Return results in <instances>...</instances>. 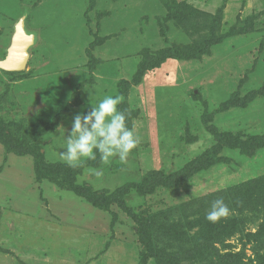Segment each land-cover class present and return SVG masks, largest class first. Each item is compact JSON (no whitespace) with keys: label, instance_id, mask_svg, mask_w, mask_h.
<instances>
[{"label":"rangeland","instance_id":"374dc122","mask_svg":"<svg viewBox=\"0 0 264 264\" xmlns=\"http://www.w3.org/2000/svg\"><path fill=\"white\" fill-rule=\"evenodd\" d=\"M22 16L26 67L0 69V264H264V0H0V61ZM117 94L141 143L69 167L74 118Z\"/></svg>","mask_w":264,"mask_h":264},{"label":"clouds","instance_id":"9594fccd","mask_svg":"<svg viewBox=\"0 0 264 264\" xmlns=\"http://www.w3.org/2000/svg\"><path fill=\"white\" fill-rule=\"evenodd\" d=\"M124 101L122 95H107L91 111L77 115L65 141L62 159L69 167H81L87 160L95 161L97 153L102 163L109 164L113 158L125 163L129 154L141 143L126 123L129 114L118 108ZM62 129V128H61ZM63 133H64V129ZM86 173L101 176L96 169H85ZM228 205L222 198L212 202L206 219L212 222L230 214Z\"/></svg>","mask_w":264,"mask_h":264},{"label":"water","instance_id":"95a60500","mask_svg":"<svg viewBox=\"0 0 264 264\" xmlns=\"http://www.w3.org/2000/svg\"><path fill=\"white\" fill-rule=\"evenodd\" d=\"M25 17L22 16L14 25L10 45L7 48L5 58L0 61V69L6 72H20L25 69L29 53V48L34 43V36L28 34L25 30ZM25 39V45L21 49L19 39Z\"/></svg>","mask_w":264,"mask_h":264},{"label":"trees","instance_id":"16d2710c","mask_svg":"<svg viewBox=\"0 0 264 264\" xmlns=\"http://www.w3.org/2000/svg\"><path fill=\"white\" fill-rule=\"evenodd\" d=\"M255 183H264V178L263 177H261V178H258L257 180H255L254 182H250V183H248V185L249 184H255ZM242 188H243V186H238V187H236V188H234L232 191H234V192H236V193H238V191H242ZM250 191H252V188H248ZM244 191V190H243ZM239 192V193H240ZM218 198H222V194L221 195H219V196H212V199L210 200V202L211 201H215L216 199H218Z\"/></svg>","mask_w":264,"mask_h":264},{"label":"bare ground","instance_id":"6f19581e","mask_svg":"<svg viewBox=\"0 0 264 264\" xmlns=\"http://www.w3.org/2000/svg\"><path fill=\"white\" fill-rule=\"evenodd\" d=\"M17 39H19L18 43H19L20 48L22 49L25 45V39H21L20 37H18Z\"/></svg>","mask_w":264,"mask_h":264}]
</instances>
